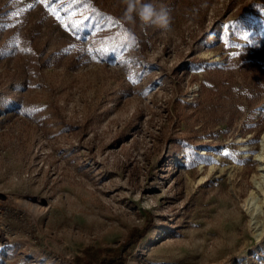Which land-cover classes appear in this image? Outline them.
I'll list each match as a JSON object with an SVG mask.
<instances>
[{
	"label": "rangeland",
	"instance_id": "1",
	"mask_svg": "<svg viewBox=\"0 0 264 264\" xmlns=\"http://www.w3.org/2000/svg\"><path fill=\"white\" fill-rule=\"evenodd\" d=\"M94 1L117 24L0 0V264H95L134 228L120 264H264V0H153L168 30Z\"/></svg>",
	"mask_w": 264,
	"mask_h": 264
},
{
	"label": "trees",
	"instance_id": "2",
	"mask_svg": "<svg viewBox=\"0 0 264 264\" xmlns=\"http://www.w3.org/2000/svg\"><path fill=\"white\" fill-rule=\"evenodd\" d=\"M64 12L68 17L72 16V27L77 31L87 32L94 26H112L117 24L118 18L111 12L100 7L94 0H60ZM124 24L118 23V30ZM118 30L114 33L117 37L116 42L111 44V46L104 50V55L106 57L115 56L118 52L117 46L124 42L122 38L120 39L117 35ZM113 35V34H112ZM147 228H134L130 231L127 238L117 246H111L107 248H98L96 250L90 251L87 249L89 258L93 259L98 264L96 260H100L102 264H120L121 260L124 259L128 253H130L134 248L138 240L145 233ZM75 264H94L92 262L85 261L82 257H77Z\"/></svg>",
	"mask_w": 264,
	"mask_h": 264
},
{
	"label": "clouds",
	"instance_id": "3",
	"mask_svg": "<svg viewBox=\"0 0 264 264\" xmlns=\"http://www.w3.org/2000/svg\"><path fill=\"white\" fill-rule=\"evenodd\" d=\"M126 5L124 19L128 22L139 21L145 26H155L161 30L170 27V16L163 5L157 7L153 0H123Z\"/></svg>",
	"mask_w": 264,
	"mask_h": 264
},
{
	"label": "bare ground",
	"instance_id": "4",
	"mask_svg": "<svg viewBox=\"0 0 264 264\" xmlns=\"http://www.w3.org/2000/svg\"><path fill=\"white\" fill-rule=\"evenodd\" d=\"M263 158V157H262ZM262 161V160H261ZM255 193V192H254ZM253 197V196H252ZM250 199V198H249ZM255 199V197H253L252 201L250 199V201H248V207L247 210L249 209L251 215H253V217L256 215V213L259 211V207L260 205L255 201H253ZM247 206V205H246Z\"/></svg>",
	"mask_w": 264,
	"mask_h": 264
},
{
	"label": "snow or ice",
	"instance_id": "5",
	"mask_svg": "<svg viewBox=\"0 0 264 264\" xmlns=\"http://www.w3.org/2000/svg\"><path fill=\"white\" fill-rule=\"evenodd\" d=\"M41 2H43L45 4L46 7H49V10L52 12L53 15H56V11L54 9H51L49 6V0H41ZM31 7V6H30ZM57 18L59 19V17L57 16ZM123 38H127L126 34H122ZM99 51H104L103 48L99 49Z\"/></svg>",
	"mask_w": 264,
	"mask_h": 264
}]
</instances>
